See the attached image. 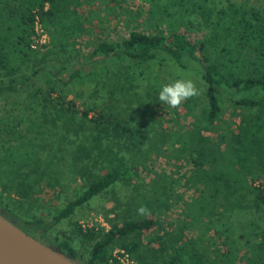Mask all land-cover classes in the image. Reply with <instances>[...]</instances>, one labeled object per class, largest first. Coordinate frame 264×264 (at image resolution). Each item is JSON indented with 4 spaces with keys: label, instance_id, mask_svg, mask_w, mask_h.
Masks as SVG:
<instances>
[{
    "label": "rangeland",
    "instance_id": "obj_1",
    "mask_svg": "<svg viewBox=\"0 0 264 264\" xmlns=\"http://www.w3.org/2000/svg\"><path fill=\"white\" fill-rule=\"evenodd\" d=\"M237 10L249 14L258 10L264 16V0H60L58 14L68 26L81 25L86 31L70 34L54 47L57 35L52 38L36 23L31 48L43 55L30 68L39 70L16 91H0V116L6 114L5 121H0V154L7 142L30 150L27 144L32 140L39 156L35 169L8 165L0 159V212L49 246L59 250L58 245L67 242L75 251L72 259L77 264L85 262L91 249V243L78 235L77 226L107 231L146 217L155 220V227L115 241L111 255L122 244L136 242V251L129 254L135 264H167L173 256L175 264H249L252 248L264 249V206L241 208L237 203L244 199L234 202L229 185H213L210 177L201 174L204 166L199 171L194 161L214 157L248 120L254 123L264 113L232 108L228 100L236 96L224 92L222 116L207 126L206 86L202 68L193 59L184 58L181 63L161 57L106 61V70H98L94 78L62 85L67 99H74L80 109L102 110L141 128L142 138H135L141 144L78 117L54 118L38 112L41 124H30L23 103L51 76L67 81L74 69L89 70L102 64L89 60L94 42L121 40L131 30L165 32L174 26L196 44L204 40L210 53L218 51L232 42L234 29L227 15L238 16ZM241 55L253 59L249 50ZM181 78L192 79L200 94L179 109L161 104V87ZM5 84L8 80L0 73V85ZM11 114L23 118L20 127L14 126L21 137L5 132ZM251 151L252 168L264 172V140L256 141ZM112 166L121 170L135 167L137 175L117 180L69 217L54 222L70 200ZM253 184L263 187L264 178ZM141 206L150 215H138ZM225 227L226 236L216 231Z\"/></svg>",
    "mask_w": 264,
    "mask_h": 264
},
{
    "label": "trees",
    "instance_id": "obj_2",
    "mask_svg": "<svg viewBox=\"0 0 264 264\" xmlns=\"http://www.w3.org/2000/svg\"><path fill=\"white\" fill-rule=\"evenodd\" d=\"M59 5L60 0H0V69L3 71L0 73L8 80V84L0 85V91H16L18 87L29 83L39 70L30 68V64L40 61L43 55L39 50L31 48L36 38L34 31L36 23L41 24L52 38L57 35L58 43L53 44L54 47L59 45L61 39H68L70 34H81L86 31L81 25L68 26L66 19L58 14ZM236 14L238 16L225 14L234 29L232 42L218 51L212 50V53L209 52L204 40L196 44L174 26L165 32L131 30L121 40L94 42L89 50V60L102 64L92 65L89 70L74 69L69 73L67 81L56 80L51 76L44 84L37 86L23 100L24 109L29 112L27 118L29 123L35 125L34 121H36L41 124V118L37 117L38 112L52 115L54 118L78 117L95 126L110 127L122 137L136 141L134 144H141L139 139H135L142 138L141 128L131 127L102 110H92L89 107L80 109L74 99H67V93L62 89V85L94 78L99 74L98 70H106V61L114 62L120 59L148 61L157 57L169 58L177 63H181L184 58L193 59L202 68V80L206 86L204 121L207 126H212L221 118L226 104L223 99L224 92L236 96L228 100V105L232 108L264 113V16H261L258 10L250 14L237 10ZM245 50L253 54V59L242 58L241 54ZM50 66L57 72L60 71L56 66ZM37 108L40 110L38 111ZM91 112L94 113L93 116H89ZM5 115L0 116V121H5ZM22 120L17 119V115L11 114L9 122H13L5 124L8 125L6 126L8 128L4 127L5 132L10 135L19 134L21 137L20 130L14 131V126L20 127ZM259 139L264 140V115L257 117L254 123L248 120L231 140L226 141L224 148L215 153L214 157L207 155L206 158L194 161L199 171L204 166L205 172L202 170L201 174L210 177L213 185H229L234 202L244 199V202L237 203L244 209L258 210L264 206V186L253 184L256 179L264 178V172L252 168L251 160L248 158L252 153L251 148ZM30 143H26L30 150L25 149L21 144L2 143L3 153L0 154V159L8 165L17 167L31 165L32 169H35L34 165L39 156L34 149L36 143L32 140ZM18 147L21 148L20 153ZM135 175H137L135 167L124 170L110 167L92 181L78 197L70 200L54 216V222L69 217L77 207L117 180ZM204 183L208 184V182ZM25 223L30 225V222ZM154 225L155 220L146 217L125 221L107 231L100 227L96 229L77 226L81 239L91 243L88 258L83 264H110V250L115 241L134 233H147L155 227ZM226 229L227 227L217 228L216 231L226 236ZM120 247L132 256L137 249V243H124ZM58 248L66 255L75 256V251L67 242H61ZM256 249L258 250L252 248L249 264H264V249L261 246H257ZM176 261L177 258L173 256L167 264H175Z\"/></svg>",
    "mask_w": 264,
    "mask_h": 264
},
{
    "label": "water",
    "instance_id": "obj_3",
    "mask_svg": "<svg viewBox=\"0 0 264 264\" xmlns=\"http://www.w3.org/2000/svg\"><path fill=\"white\" fill-rule=\"evenodd\" d=\"M0 264H77L70 255L25 233L0 214Z\"/></svg>",
    "mask_w": 264,
    "mask_h": 264
},
{
    "label": "clouds",
    "instance_id": "obj_4",
    "mask_svg": "<svg viewBox=\"0 0 264 264\" xmlns=\"http://www.w3.org/2000/svg\"><path fill=\"white\" fill-rule=\"evenodd\" d=\"M200 94L196 83L189 78L176 79L165 84L159 91V101L172 109H179L182 104ZM138 215H150V210L145 206L137 209Z\"/></svg>",
    "mask_w": 264,
    "mask_h": 264
},
{
    "label": "built area",
    "instance_id": "obj_5",
    "mask_svg": "<svg viewBox=\"0 0 264 264\" xmlns=\"http://www.w3.org/2000/svg\"><path fill=\"white\" fill-rule=\"evenodd\" d=\"M115 261L119 262V264H135L129 257V253L122 248L113 251L109 262L110 264H117Z\"/></svg>",
    "mask_w": 264,
    "mask_h": 264
},
{
    "label": "flooded vegetation",
    "instance_id": "obj_6",
    "mask_svg": "<svg viewBox=\"0 0 264 264\" xmlns=\"http://www.w3.org/2000/svg\"><path fill=\"white\" fill-rule=\"evenodd\" d=\"M1 211V210H0ZM4 217H6V219H9V217H7L6 216V214L5 213H2V212H0ZM23 230V229H22ZM24 231V230H23ZM25 232V231H24ZM25 233H27L28 235H30V236H32L30 233H28V232H25ZM32 237H35V236H32ZM37 238V237H36ZM38 239V238H37Z\"/></svg>",
    "mask_w": 264,
    "mask_h": 264
}]
</instances>
